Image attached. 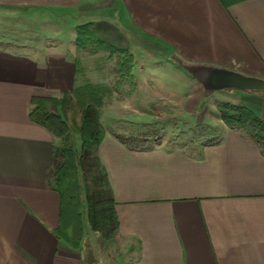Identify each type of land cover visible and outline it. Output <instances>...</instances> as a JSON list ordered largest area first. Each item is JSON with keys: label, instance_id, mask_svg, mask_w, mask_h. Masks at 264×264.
Segmentation results:
<instances>
[{"label": "crops", "instance_id": "crops-1", "mask_svg": "<svg viewBox=\"0 0 264 264\" xmlns=\"http://www.w3.org/2000/svg\"><path fill=\"white\" fill-rule=\"evenodd\" d=\"M0 5L94 15L100 39L115 48L157 43L204 85L216 68L264 79V0ZM74 55L0 48V264H86L84 231L77 247L56 234L63 218L49 168L57 136L29 115L32 96L72 90ZM229 90L264 120V90ZM93 153L114 199L116 233L132 243L125 264H264V150L243 128L223 125L208 141L153 145L105 131Z\"/></svg>", "mask_w": 264, "mask_h": 264}, {"label": "rangeland", "instance_id": "rangeland-1", "mask_svg": "<svg viewBox=\"0 0 264 264\" xmlns=\"http://www.w3.org/2000/svg\"><path fill=\"white\" fill-rule=\"evenodd\" d=\"M95 19L94 15L77 11L61 13L37 6L0 5V48L38 58L53 51H74V61L78 62H74L72 90L35 96L40 97L44 111L57 112L64 120L76 151L80 148L76 131L82 110L95 98L100 101L96 109L102 132L119 135L134 145L199 143L214 139L223 125L231 126L224 118L231 117L234 110L223 104L239 106V93L211 90L192 76L187 64L157 43L115 48L98 37ZM78 32L81 38L91 41L79 45ZM55 99L62 102V107L59 104L54 108ZM32 107L31 102L30 110ZM61 144L57 136L56 147ZM261 147L264 150L263 140ZM49 173L54 180L51 169ZM104 184L100 167L91 160L77 167L73 185L80 216L73 229L77 236L84 231L88 237L84 256L90 248L94 254L92 264H125L132 243L120 238L117 231L104 237L87 220L86 193L104 191Z\"/></svg>", "mask_w": 264, "mask_h": 264}, {"label": "trees", "instance_id": "trees-1", "mask_svg": "<svg viewBox=\"0 0 264 264\" xmlns=\"http://www.w3.org/2000/svg\"><path fill=\"white\" fill-rule=\"evenodd\" d=\"M77 40L79 45H85L91 41V39L81 38L79 32ZM74 62L76 64L78 62L77 59ZM40 101L41 99L38 96L31 97L33 107L29 112L30 117L48 128L55 135L61 137L62 143L61 147H54L50 163L51 168H49L51 169V174L55 180V187L59 194L60 213L63 218V225L56 231V234L72 247H77L80 236H77L76 229H73V227L79 222L80 215L78 212L79 201L77 200V194L74 193L76 186L73 185V182L77 167L86 160H91L95 165L100 167L99 160L93 153L94 148L104 134L98 121V110L96 109V105L100 101L97 98L94 101H87L82 110L80 125L76 131L80 137V148L78 151L74 149L73 142L68 135V126L61 116L57 112L44 111ZM59 104L61 106L62 102L55 99L54 108L58 107ZM223 105L234 110V113L230 114L231 117H225L224 119L231 126L243 128L261 145V140L264 141V120L260 119L245 106ZM100 173L103 176L106 190L86 193V213L90 227L93 230L99 231L104 237H107L117 231L118 219L114 209L113 196L110 193L108 183L101 169ZM71 235L76 239L73 240Z\"/></svg>", "mask_w": 264, "mask_h": 264}, {"label": "water", "instance_id": "water-1", "mask_svg": "<svg viewBox=\"0 0 264 264\" xmlns=\"http://www.w3.org/2000/svg\"><path fill=\"white\" fill-rule=\"evenodd\" d=\"M204 81L205 85L210 89H239L245 91L264 90V79L243 75L236 71L223 68L212 70ZM86 250L85 263L92 264L94 261V254L90 248H87Z\"/></svg>", "mask_w": 264, "mask_h": 264}]
</instances>
